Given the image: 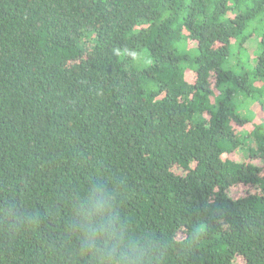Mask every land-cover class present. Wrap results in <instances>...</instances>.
<instances>
[{
	"label": "trees",
	"instance_id": "16d2710c",
	"mask_svg": "<svg viewBox=\"0 0 264 264\" xmlns=\"http://www.w3.org/2000/svg\"><path fill=\"white\" fill-rule=\"evenodd\" d=\"M97 177L169 264H264V0H0V203L38 221L0 264H73Z\"/></svg>",
	"mask_w": 264,
	"mask_h": 264
},
{
	"label": "clouds",
	"instance_id": "9594fccd",
	"mask_svg": "<svg viewBox=\"0 0 264 264\" xmlns=\"http://www.w3.org/2000/svg\"><path fill=\"white\" fill-rule=\"evenodd\" d=\"M123 198L121 187L99 177L66 197L64 244L71 246L73 264H169L175 245L154 232L134 231L123 218ZM37 222L34 210L14 200L0 203V235L9 242Z\"/></svg>",
	"mask_w": 264,
	"mask_h": 264
},
{
	"label": "rangeland",
	"instance_id": "374dc122",
	"mask_svg": "<svg viewBox=\"0 0 264 264\" xmlns=\"http://www.w3.org/2000/svg\"><path fill=\"white\" fill-rule=\"evenodd\" d=\"M255 47L256 46L254 43H252V42L248 43L249 51L252 52L255 49ZM255 109H259L258 106L255 105ZM242 193H243V190H241V189H234L232 191V195H234V196L242 195Z\"/></svg>",
	"mask_w": 264,
	"mask_h": 264
}]
</instances>
